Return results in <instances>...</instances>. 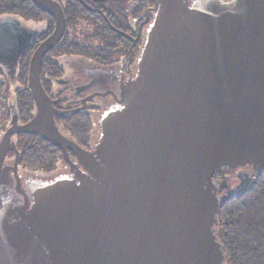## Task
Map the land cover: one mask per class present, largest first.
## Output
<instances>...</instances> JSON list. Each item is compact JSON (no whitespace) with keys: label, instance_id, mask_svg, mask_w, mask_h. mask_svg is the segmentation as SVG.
Wrapping results in <instances>:
<instances>
[{"label":"water","instance_id":"1","mask_svg":"<svg viewBox=\"0 0 264 264\" xmlns=\"http://www.w3.org/2000/svg\"><path fill=\"white\" fill-rule=\"evenodd\" d=\"M32 1L56 28L29 63L33 118L12 120L0 137V264H228L215 176L234 174L240 191L264 173V0H155L125 108L91 151L60 131L55 117L70 111L41 81L65 15L52 0ZM30 32L0 20V67L11 80ZM18 134L41 135L69 167L21 170Z\"/></svg>","mask_w":264,"mask_h":264},{"label":"flooded vegetation","instance_id":"2","mask_svg":"<svg viewBox=\"0 0 264 264\" xmlns=\"http://www.w3.org/2000/svg\"><path fill=\"white\" fill-rule=\"evenodd\" d=\"M52 1L62 8L66 28L61 41L46 55L49 60L46 67L42 65V85L57 101L55 107L58 110L70 111V114L55 117L60 131L83 149L91 151L112 113L125 108L121 103L123 94L139 74L138 62L147 49L149 32L158 16L155 0ZM221 1L229 3L233 0ZM37 9L44 13V21L39 18L36 24L44 30L30 32L33 36L30 42L36 40L40 45L54 32L56 20ZM46 22L50 25L47 26ZM10 80L0 71V137L11 127L12 120L26 124L34 116L28 83L26 86H10ZM13 140L20 156L19 164L23 165L21 170H38V167L34 169L21 162L30 142H34L38 149L53 153L52 157H55L47 164L50 169L62 166L65 171L69 167L62 150L39 134H18ZM15 156L13 151L8 153L9 160ZM69 157L75 162L73 152L69 151Z\"/></svg>","mask_w":264,"mask_h":264},{"label":"trees","instance_id":"3","mask_svg":"<svg viewBox=\"0 0 264 264\" xmlns=\"http://www.w3.org/2000/svg\"><path fill=\"white\" fill-rule=\"evenodd\" d=\"M43 16L44 13L37 9L32 0H0V20L16 18L30 30L40 32L42 26H37L36 22L39 18L41 22L44 21ZM46 25H50L49 22H46ZM45 30L49 31L48 28ZM38 43L32 40L28 44L19 62L16 77L10 80V86L27 85L30 59ZM48 60L46 56L43 61L44 67ZM0 71L5 73L2 67ZM43 73L42 68V76ZM28 97L31 99L29 93ZM0 102H2L1 98ZM31 105L34 112V102L31 101ZM25 151L21 162L35 167L34 169L38 167V170H29L30 172L51 176L62 168L61 166L50 169L47 164L55 156L52 157L53 153L48 149L36 148L34 142L28 143ZM40 165L41 168H39ZM21 166L23 167L22 164ZM215 177L221 180L222 195L225 197V203L219 215L218 237L226 248L228 264H264V173L258 175L254 182L240 191L235 190L238 181L234 174L223 171Z\"/></svg>","mask_w":264,"mask_h":264},{"label":"rangeland","instance_id":"4","mask_svg":"<svg viewBox=\"0 0 264 264\" xmlns=\"http://www.w3.org/2000/svg\"><path fill=\"white\" fill-rule=\"evenodd\" d=\"M37 27V26H36ZM0 91H2V87H1V85H0Z\"/></svg>","mask_w":264,"mask_h":264}]
</instances>
